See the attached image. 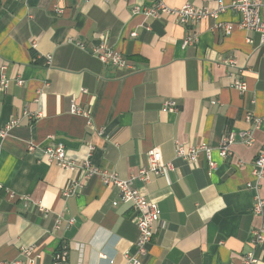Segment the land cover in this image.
Here are the masks:
<instances>
[{
    "label": "crops",
    "instance_id": "crops-1",
    "mask_svg": "<svg viewBox=\"0 0 264 264\" xmlns=\"http://www.w3.org/2000/svg\"><path fill=\"white\" fill-rule=\"evenodd\" d=\"M155 1L60 0L57 11L54 0H0V66L11 78L0 90V126L18 118L0 139L1 260L27 264L21 248L33 245L41 255L35 264H52L62 249L60 264H126L124 253L136 251L139 236L131 205L96 177L64 199L61 191L75 174L44 154L47 146L62 145L68 159L81 162L91 145L92 163L120 177L146 167L153 148L174 166L133 184L161 211L141 264H241L250 252L264 264V242L251 243V231L263 219L251 207L256 194L264 198V178L255 187L252 174L264 145V120L253 128L244 118L246 112L264 115V45L258 33L239 27L233 9L185 25L132 11ZM223 24L231 26L229 34ZM100 35L121 53L123 67L92 55ZM188 35L195 43L182 46ZM231 58L236 65L224 62ZM232 77L246 90L235 89ZM165 100L175 101L178 111L162 110ZM72 103L80 113L71 111ZM247 129L253 143L237 134L231 154L221 158L222 135ZM176 142L206 143L215 168L209 169L203 152L195 163L176 158Z\"/></svg>",
    "mask_w": 264,
    "mask_h": 264
},
{
    "label": "built area",
    "instance_id": "built-area-1",
    "mask_svg": "<svg viewBox=\"0 0 264 264\" xmlns=\"http://www.w3.org/2000/svg\"><path fill=\"white\" fill-rule=\"evenodd\" d=\"M60 0H54V8L57 11L58 2ZM103 2H109L111 0H102ZM235 10L239 16V27L245 31H253L259 34V43L264 45V0H231L228 5H225L223 0H217V4L214 8L209 7H195L191 4H184L179 7H170L165 4L164 0H156L151 6L146 7H133V13H142L147 18L159 19L162 17H171L175 22L180 24H188L193 21L203 20L209 17L217 19L218 15L225 11V9ZM222 28L226 34L231 32V26L229 24H223ZM136 35L135 32L132 33ZM196 41L195 35H188L182 41V46L194 44ZM78 47L83 49L82 43H75ZM34 47V43L32 44ZM92 55L98 58L102 63L111 67H123L126 64V60L121 53L111 48L105 35H100L98 43L91 49ZM50 56H48V62H50ZM229 65H236V61L231 58L224 61ZM7 66H0V90L6 91L11 84V78L8 77L6 72ZM17 85H22L23 80L17 78L15 80ZM232 86L240 92L246 90V83L239 79L232 77ZM162 110H174L178 111L175 101L165 100L162 105ZM71 111L73 113H80V108L75 103L71 105ZM35 115V117H37ZM245 120L253 123V128H257L262 118L252 117L250 112L245 113ZM18 124V118L12 117L4 126H0V139L7 136L9 130ZM98 134L102 133V129L97 130ZM241 137L243 143L251 145L254 141L253 130L247 129L236 133L234 131H228L222 135L219 144L217 146L218 154L221 158H226L231 154V145L235 141L236 135ZM93 147L89 145V152L87 156L81 161L76 162L66 157L65 148L62 145L47 146L44 149V154L48 161L55 163L60 168L70 171L75 174L65 189L61 191L62 197L67 199L71 196L78 195L81 192L84 184L92 177L98 178L104 185L115 187L118 190L119 201L128 203L135 211L134 221L137 225L139 236L135 243L136 251L134 253H124L126 264H141L140 257L144 256L147 252L146 246L150 242L154 233V225L159 221L161 211L157 203L150 201L142 192L133 186L135 181L148 182L151 176L165 174L173 170L174 166L170 161H160L158 152L155 148L150 149L147 152V166L138 169L137 173L129 177H120L114 172H108L99 166L95 165L91 161V150ZM200 152H203L208 160L209 169L215 168V163L211 161V148L204 142L194 145H184L183 143L176 142L174 147V155L176 158H180L188 163H195ZM252 174L255 179V187L260 179L264 178V145L259 150L252 167ZM1 189V185H0ZM9 198L14 197V194L8 192ZM119 201L114 200L113 205H116ZM42 212H46V209L42 206H38ZM252 212L256 215L263 217L262 223L259 227L252 229L251 243L255 246L258 243L264 242V198L259 195L254 196V202L252 204ZM69 224L73 223V219L68 220ZM59 224V221H58ZM34 246L29 245L21 248V254L27 257V264H35V259L41 257L40 254H34ZM66 257V251L64 249L56 252L52 264H60ZM258 258L254 256L253 252H250L242 259L241 264H256ZM0 264H23L20 260H1Z\"/></svg>",
    "mask_w": 264,
    "mask_h": 264
}]
</instances>
